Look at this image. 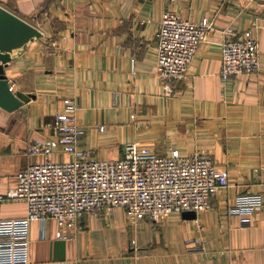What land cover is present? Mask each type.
Instances as JSON below:
<instances>
[{
	"label": "crops",
	"instance_id": "0c3cea01",
	"mask_svg": "<svg viewBox=\"0 0 264 264\" xmlns=\"http://www.w3.org/2000/svg\"><path fill=\"white\" fill-rule=\"evenodd\" d=\"M41 31L13 50L4 65L12 92L23 102L0 106V194L18 172L46 160L30 148L57 138L64 98L79 102L80 146L99 159L119 158L136 142L164 153L210 155L229 185L195 218L173 211L164 218L131 217L124 207L60 226L30 224L28 264H264V207L229 213L242 194L264 198V0H0ZM168 9L183 18L214 21L183 79L156 72L157 30ZM253 28L260 49L256 73L221 78V44ZM104 125V129L101 126ZM73 155L58 151L55 161ZM63 159V160H60ZM24 200H0V219L26 215ZM61 230L67 238H58ZM201 239L207 252L192 250Z\"/></svg>",
	"mask_w": 264,
	"mask_h": 264
},
{
	"label": "built area",
	"instance_id": "2783aa9c",
	"mask_svg": "<svg viewBox=\"0 0 264 264\" xmlns=\"http://www.w3.org/2000/svg\"><path fill=\"white\" fill-rule=\"evenodd\" d=\"M213 27L214 21L208 16L196 22L174 10L165 11L156 33V72L160 79H183L200 42ZM221 50L222 80L259 70V40L253 28L224 40ZM12 88L10 85L11 91ZM78 110L77 98L66 96L63 110L56 115L59 136L37 138L30 148L46 160L21 169L17 185L0 194V200H24L27 204L25 216L0 219V264L29 263L33 220L40 221L42 234L50 217L60 226L75 225L84 215L110 213L115 207H124L134 218L157 220L173 211L207 210L212 197L229 185L227 173L216 168L210 155L183 154L175 147L159 153L129 142L121 157L99 159L90 149L80 146L86 130L78 122ZM58 151L73 158L55 161L53 155ZM263 207L262 195L247 193L237 197L229 213H255ZM57 237L68 235L59 230ZM194 242L197 247L193 251L207 252L201 239Z\"/></svg>",
	"mask_w": 264,
	"mask_h": 264
},
{
	"label": "water",
	"instance_id": "95a60500",
	"mask_svg": "<svg viewBox=\"0 0 264 264\" xmlns=\"http://www.w3.org/2000/svg\"><path fill=\"white\" fill-rule=\"evenodd\" d=\"M40 36L41 31L36 26L0 5V106L6 110L16 109L23 102L9 89L4 65L10 61L13 50L26 47L30 40ZM183 216L195 218L197 212L185 210Z\"/></svg>",
	"mask_w": 264,
	"mask_h": 264
},
{
	"label": "rangeland",
	"instance_id": "374dc122",
	"mask_svg": "<svg viewBox=\"0 0 264 264\" xmlns=\"http://www.w3.org/2000/svg\"><path fill=\"white\" fill-rule=\"evenodd\" d=\"M60 160H63V159H60ZM64 160H68V158H65Z\"/></svg>",
	"mask_w": 264,
	"mask_h": 264
}]
</instances>
